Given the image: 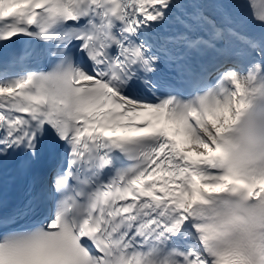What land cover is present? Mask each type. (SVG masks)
<instances>
[{"label":"snow or ice","instance_id":"snow-or-ice-1","mask_svg":"<svg viewBox=\"0 0 264 264\" xmlns=\"http://www.w3.org/2000/svg\"><path fill=\"white\" fill-rule=\"evenodd\" d=\"M45 150L0 264H264V0H0V167Z\"/></svg>","mask_w":264,"mask_h":264},{"label":"bare ground","instance_id":"bare-ground-1","mask_svg":"<svg viewBox=\"0 0 264 264\" xmlns=\"http://www.w3.org/2000/svg\"><path fill=\"white\" fill-rule=\"evenodd\" d=\"M183 146L185 147V146H187V145H184V144H183ZM191 155L195 156V153H191Z\"/></svg>","mask_w":264,"mask_h":264}]
</instances>
